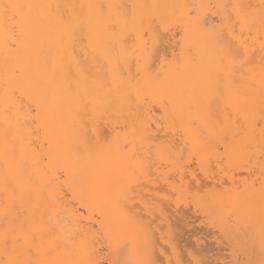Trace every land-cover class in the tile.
Masks as SVG:
<instances>
[{"label":"snow or ice","instance_id":"obj_1","mask_svg":"<svg viewBox=\"0 0 264 264\" xmlns=\"http://www.w3.org/2000/svg\"><path fill=\"white\" fill-rule=\"evenodd\" d=\"M161 169L264 264V0H0V264H165Z\"/></svg>","mask_w":264,"mask_h":264},{"label":"bare ground","instance_id":"obj_2","mask_svg":"<svg viewBox=\"0 0 264 264\" xmlns=\"http://www.w3.org/2000/svg\"><path fill=\"white\" fill-rule=\"evenodd\" d=\"M169 2H185V0H169ZM194 2H198V0H194ZM246 2H249L252 4H259L260 0H246ZM165 171L166 170H164V169H161L160 171L153 170L152 173L141 178V180L139 181V186L136 188V191L133 193V195L135 196V201H136V210L139 213V215H141L144 218H148L149 212H151V219L153 221L152 222V228L155 232V236H156V239L158 241L157 252L159 253L161 249L164 250V254L162 256L158 255L157 258L165 261V264H167V260L169 258H171L172 260H175L177 257L175 254H173V251H172L173 247H175L176 251L180 254L179 258L182 261H186L188 259H191L192 256H195L196 258L201 259V260H205V261L207 258L210 260V258L213 256L211 251H215V250H211V248H210L209 251H207L206 249H204L205 251L211 253L212 256H209L210 257L209 258L208 255L206 254L207 252L205 253L203 251V246L206 245L205 243L208 241V239L209 240L213 239L218 246V248L216 250L221 249L222 253H224L223 251L227 252L224 254L221 253L222 255L220 253H218L219 255L222 256V260H219L220 264H225V261L230 260L232 258V255H231L232 249L228 245L226 240L221 239L222 233L217 228L212 227L210 224L205 222L207 218L204 216V213L203 212L198 213L195 205L185 206L182 204V205H180L179 208H177L175 201H169V200L165 199V197L168 195V190H167V188L165 186V182H164V176L162 174ZM153 206H156V207L153 208ZM161 209H163V212H161ZM187 213H188V215L190 213H192L194 216V219L192 216L191 224L188 223L186 220L185 215L188 216ZM189 216H191V215H189ZM189 216H188V218H189ZM177 219H180L178 221L181 223V225H182V220H185V222L188 223V224H186L183 222V224L185 225V226L183 225V227H185L184 229L186 231V234H187V232H189V229H188V231L186 230V228H187L186 225L188 226L190 224V226H188L190 228L192 223L196 222V221H194L196 219H197V221H200V222H196V225H194V228H196L199 225L200 226L205 225L203 227L204 228L207 227L208 231L203 232V230H205V229L203 228V230H202L201 229L202 227L199 228V231H200V229L202 230L199 233H196V230L194 232L196 234H194L192 231H190V232H192V235L194 234V236L193 237H192V235H191V237L189 236V238L192 239V240L189 239L190 244L188 243L187 245H184V243H183L184 240H183V238H181V235H183L184 233L182 234V232H180V230H178V228L183 229V227L182 228L179 227L180 223H179V226L177 225L178 228L176 227V223L178 222ZM189 219L191 221V217ZM91 223H94V218H93V220H85L84 221V225H88ZM97 227H98V225H97ZM175 228H177V230H178L177 232L181 233V235H179L178 237H180L182 239L181 241H183V242L177 241L178 237L176 236ZM190 232H189V235H190ZM197 232H198V229H197ZM185 239H186V237H185ZM178 240H179V238H178ZM214 241H213V243H212V241H210L212 245L214 244ZM188 245L189 246L191 245L192 248L189 249ZM184 246L185 247L188 246V247L184 248ZM208 246L204 247V248H209ZM202 252H204L203 253L204 255L206 254L203 257H202V255H203ZM210 253H209V255H210ZM189 254H191V255H189ZM213 254L215 255V252ZM219 259H221V258H219ZM213 261L211 260L210 264H212Z\"/></svg>","mask_w":264,"mask_h":264},{"label":"rangeland","instance_id":"obj_3","mask_svg":"<svg viewBox=\"0 0 264 264\" xmlns=\"http://www.w3.org/2000/svg\"><path fill=\"white\" fill-rule=\"evenodd\" d=\"M187 215H188V213H187ZM189 215H191V216H189ZM189 215H188V216H189V218L191 217V221H190V219L188 218V216L185 215V217H186L187 222L191 224L193 214L190 213ZM193 219H194V216H193ZM178 220H180V219H177V221H178ZM189 221H190V222H189ZM194 221H196V222H200V221H197V219L194 220ZM183 222L186 223V224H188L187 222H185V220H182V225H181V223L178 221V222H177L178 224L176 223V227L178 228L179 223H180V226H179V227L182 228L183 225H184ZM196 222H193L190 228L188 227V226H190V224H189L188 226L186 225V227H187L186 230L188 231V229H189V232L192 231L193 233L195 232V230H196V233H199L200 231H202L203 228H204L203 226H205V225H203V226H200V225H199L200 227L197 226V227H198V228L196 227V228L198 229V232H197V229L194 228V225H196ZM177 225H178V226H177ZM184 226H185V225H184ZM201 227H202V228H201ZM177 228H175V230H176V236L178 237L179 235H181V233L177 232L178 230H180V232H182V234L184 233L183 235H181V238H183L184 242L181 241L182 239H181L180 237H178L179 240H178V238H177V241L183 242L184 245H187V244L189 243V239L192 240L191 238H189V236L191 237L192 232H190V235H189V232H187V234H186V231H185V229H184L185 227H183V229H179V228H178V230H177ZM199 228H201L202 230L200 229V231H199ZM193 229H194V230H193ZM204 229H205V230H203V232H204V231H205V232L208 231V228H207V227L204 228ZM184 231H185V232H184ZM178 233H179V234H178ZM196 233H194V234H196ZM177 234H178V235H177ZM194 234L192 235V237L194 236ZM184 235H185V236H184ZM183 236H184V237H183ZM185 237H186V239H185ZM186 241H187V242H186ZM210 241H212V243H213L214 240H213V239H211V240L208 239V241L205 243L206 245L203 246V251L206 253L207 251H209L210 248H211V250H215V251H211V250H210L213 256L211 255L210 252H207V253H206V254L208 255V257H209V256H212L211 258L209 257L210 260L207 258L206 261L208 260V261L210 262L211 260H212V261L214 260L213 263H214V262L216 263L217 261L222 260V256H221V255L224 254V253H227V252L223 251L224 253H222V252H221V251H222L221 249L216 250V249L218 248L217 244H216L215 241H214V244H215V245H214V244L212 245ZM180 242H179V243H180ZM191 242H192V241H191ZM209 242H210V243H209ZM183 243H182V244H183ZM189 244H190V243H189ZM209 244H210L211 246H210ZM208 245H209V246H208ZM181 246H182V245H181ZM188 246H189V245H188ZM188 246H187V247H188ZM207 246H208L209 248H204V247H207ZM212 246H213L214 248H215V247H216V248L214 249ZM187 247L184 246V248H187ZM181 248H182V247H181ZM188 248L191 249V248H192L191 245H190ZM182 249H183V248H182ZM204 249H206L207 251H205ZM185 250H186V249H185ZM183 251H184V250H183ZM218 251H219V252H218ZM204 252H202V254H203ZM214 252H215V255L213 254ZM209 253H210V255H209ZM216 253H217V254H216ZM218 253H220V254L222 253V254L219 255ZM206 254H205V255H206ZM205 255L203 254L202 257L205 256ZM218 255H219V256H218ZM214 256H215V257H214ZM217 256H218L219 258H221V259H219ZM217 258H218V259H217ZM210 263H211V262H210ZM213 263H212V264H213ZM215 263H214V264H215Z\"/></svg>","mask_w":264,"mask_h":264}]
</instances>
